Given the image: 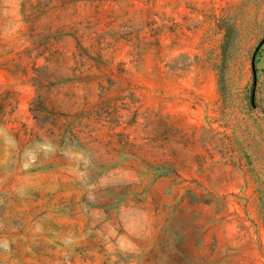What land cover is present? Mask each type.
I'll list each match as a JSON object with an SVG mask.
<instances>
[{"label": "rangeland", "instance_id": "1", "mask_svg": "<svg viewBox=\"0 0 264 264\" xmlns=\"http://www.w3.org/2000/svg\"><path fill=\"white\" fill-rule=\"evenodd\" d=\"M0 264H264V0H0Z\"/></svg>", "mask_w": 264, "mask_h": 264}, {"label": "trees", "instance_id": "2", "mask_svg": "<svg viewBox=\"0 0 264 264\" xmlns=\"http://www.w3.org/2000/svg\"><path fill=\"white\" fill-rule=\"evenodd\" d=\"M228 46H229V40L227 39L224 41V44H223V55H224V57L226 55V51H227Z\"/></svg>", "mask_w": 264, "mask_h": 264}]
</instances>
